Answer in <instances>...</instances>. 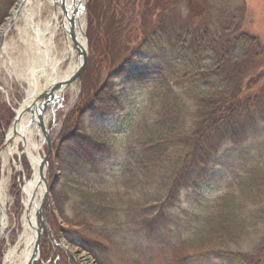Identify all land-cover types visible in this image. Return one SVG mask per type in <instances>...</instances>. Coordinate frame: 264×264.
<instances>
[{"label":"rangeland","instance_id":"374dc122","mask_svg":"<svg viewBox=\"0 0 264 264\" xmlns=\"http://www.w3.org/2000/svg\"><path fill=\"white\" fill-rule=\"evenodd\" d=\"M155 1L160 2V7L152 6ZM89 2L82 0L84 11L80 15L83 20L80 38L87 53L84 70L78 81L64 90L61 98L57 96L52 107H47L43 117L51 143L44 172L47 202L42 208V220L48 229L42 228L40 258L35 264H46L48 260L49 264H80L78 257L83 255L94 264H245L236 256L255 255L264 241V185L255 189L258 190L256 202H247L239 199L237 181L248 178L254 170L264 176V123L257 122L256 129L250 130L240 143L227 141L221 146L204 165L210 180L190 184L177 192L169 189L175 172L166 157L176 161L175 156L182 153L176 149L180 140L170 139L172 145L166 143L158 148L161 153L156 154L163 159L151 172L143 174L151 180L144 184L145 179L138 180L137 167L142 158L140 152L151 135L158 103L152 97L156 83L150 75H141L170 62L169 56L150 48L151 30L158 24L196 25L203 19L218 31L223 22L235 18L240 31L256 36L264 45V0H93L90 7L93 16L99 15L100 4L105 11L98 19L101 32L97 31L98 40L92 49ZM16 3L17 0L0 27ZM43 3L42 22L53 12L49 2ZM56 6L59 10V4ZM21 27V22L11 27L1 43L5 54L0 55V116L7 121L2 109L6 107L13 117L6 130V122L3 119L0 122L3 132L0 183L4 181L8 221L0 234V264H4L8 251L19 245L25 212L23 190L34 174L23 144L18 142L15 152L10 154L5 143L15 111L27 99V85L13 72L26 73L25 53L31 55L24 37L20 40ZM62 37L58 31L54 38L58 56L63 51ZM73 63L78 64L76 56ZM67 66L66 62L62 73ZM263 80L264 77L254 91ZM45 84L44 80L39 83L42 87ZM177 84H180L178 79L170 80L171 86ZM105 85L107 94L114 100L108 97L110 103L103 102L80 117L79 112L96 102L94 95ZM176 91L192 111L193 100L185 91L194 92L195 88L190 89L184 83ZM244 115L240 110L238 117L242 120ZM189 124L191 115L186 109L180 127L186 131ZM179 132L183 133V129ZM88 139L105 147L91 166L69 151L76 150V142L84 145ZM32 142L40 145L33 157L42 159L47 153V143L39 128H33ZM9 146L14 149L12 141ZM148 150L151 155V148ZM39 194L35 203L40 201ZM230 194L235 197L237 217L245 227L234 241H219L224 231L218 219L221 210L218 205L220 199ZM82 199L89 202V210L81 205ZM215 218L218 224L214 223ZM82 220L88 227L85 228ZM80 236L86 237L91 245L96 242L97 246L84 243Z\"/></svg>","mask_w":264,"mask_h":264},{"label":"trees","instance_id":"16d2710c","mask_svg":"<svg viewBox=\"0 0 264 264\" xmlns=\"http://www.w3.org/2000/svg\"><path fill=\"white\" fill-rule=\"evenodd\" d=\"M14 1L0 0V25ZM92 2L93 0H90L88 6L91 49L98 40L97 31L101 32L98 19L105 11L100 4L99 15L97 13L93 16L90 12ZM152 6L160 7V2H152ZM239 28L235 18H230L220 25L218 31L211 28L203 19L196 25L189 22L180 26L171 24L170 27L158 24L151 30L150 48L157 49L160 54L165 55L164 57L169 56L170 62L141 75H150L151 81L156 83L152 97L158 105L155 110L156 117L151 124L148 143L140 152L142 158L137 167L139 181L142 182L146 177L143 174L151 172L163 159L162 155L158 158L156 154L161 153L158 149L160 145L166 146V143L172 145V141L169 140L175 141L176 138L180 140L176 149L184 156L181 159L182 155H176V161L170 156L166 157V162L173 164V172H175L169 189L177 192L190 184L210 180L204 165L218 153L221 146L227 141L240 143L250 130L256 129L257 122L264 123V80L254 91L264 77V45L256 36L240 31ZM181 74L182 76H179ZM173 78L178 79L180 84L171 86L170 80ZM184 83H187L190 89L195 88L194 92L185 91V94L191 96L193 100L192 111L176 91ZM106 89L105 85L98 90L93 97L96 102L82 109L79 112L80 117L87 110L97 108L98 105L100 107L103 102L110 103L108 97L111 95L107 94ZM2 109L8 116L7 121L5 117L0 116V122L2 119L6 122L4 129L6 130L13 116L8 108ZM186 109L188 114L190 112L191 124L185 131L180 124ZM240 110L245 113L242 120L238 117ZM181 129L184 134L179 132ZM2 142L3 132L0 129V146ZM80 143V141L76 142V150L70 148L69 151L72 150L71 153H75V158L81 159L83 163L93 165L97 155L102 148H105L104 144L89 139L87 144L79 145ZM148 148H151V155ZM170 166L172 167L171 164ZM149 178L147 176L142 183L151 182ZM261 178L259 172L254 170L248 174V178L237 181L241 201L256 202L258 190L255 189L264 185V176ZM220 201L218 205L221 209L218 216L220 221L215 218L217 221L214 223L218 224L219 221L224 237L218 234L221 237L218 240L234 241L245 225L237 217L234 195H227ZM80 203L84 209L89 210L90 204L87 200L82 199ZM82 224L86 225L85 228L88 227L84 220ZM213 229L217 230L216 227ZM80 238L84 243L88 241L87 244L91 245L86 237L80 236ZM91 246H97V243L94 242ZM263 252L264 241L255 255L236 257L241 258L245 264H261L262 259L264 260Z\"/></svg>","mask_w":264,"mask_h":264},{"label":"bare ground","instance_id":"6f19581e","mask_svg":"<svg viewBox=\"0 0 264 264\" xmlns=\"http://www.w3.org/2000/svg\"><path fill=\"white\" fill-rule=\"evenodd\" d=\"M45 0H17L16 5L12 8V11L5 21V23L0 27V55L5 54L4 49H2L1 43L4 40L5 35H7L11 27H15L18 22L22 23V27L18 29V34L20 35V40H23L24 44L31 55L25 53V61L28 64V70L26 73L21 71H13L14 75L22 80L27 85L26 90V101L24 105H30L32 101L39 95V93L52 84L58 81L65 80L69 78L76 69V64L73 63V59L76 56L75 47L73 42L69 38V25L66 20L61 23L60 21V11L54 13L52 0H46L51 5L53 10L51 17L42 22L40 20V15L43 9V2ZM69 6L70 3H67ZM64 28V29H63ZM60 31L62 33L61 47L63 51L61 55L58 56V47L54 42L55 34ZM83 31V20L79 17L75 20V27L73 30L75 40L77 44L84 48L83 41L80 38ZM24 35V36H23ZM68 63V66L61 72V68L64 64ZM41 80L45 81L44 87L40 86ZM39 89V90H38ZM41 89V90H40ZM26 102V103H25ZM19 114V113H18ZM30 117L18 116L16 123L15 134L12 135L13 130L10 131L6 137L8 153L15 152L16 145L21 142L24 147V151L28 156L29 161L33 167V180L31 183L27 184L25 187L24 195V209L28 207V200L31 196L33 189L38 182V169L40 158H34L33 152L39 150L40 145H36L32 142V130L35 127H27ZM44 121L46 119L44 118ZM12 141L14 149H11L9 142ZM4 152L1 153V156ZM4 181L0 183V233L7 227V216L4 205ZM43 192V188L40 186V193ZM39 201L35 203L34 207H30L29 212V223L25 220V214L22 218L23 233L19 240V245L8 251L5 256L4 264H27L31 255L32 247L35 236V229L38 227L37 219L34 217L36 207ZM19 247H22L21 252L18 251ZM80 264H94L90 257L83 255L78 257Z\"/></svg>","mask_w":264,"mask_h":264},{"label":"water","instance_id":"95a60500","mask_svg":"<svg viewBox=\"0 0 264 264\" xmlns=\"http://www.w3.org/2000/svg\"><path fill=\"white\" fill-rule=\"evenodd\" d=\"M53 10L54 13L57 12V6L56 3L59 4V11H60V21L63 23L65 20L67 24L69 25V38L73 42V45L75 47L76 57L78 58V64H76L75 72L67 79L58 81L57 83L52 84L50 87L43 89L39 95L32 101L30 105H24V100L22 104L19 106L18 110L15 111V117L12 124V127L10 131L13 130L12 135L15 134V126L18 120V116H27L29 115L30 119L28 121L27 127H35L39 128L41 130L42 136L44 137L46 143H47V153L46 155L39 161V164L37 165L38 169V182L33 189L31 196L28 200V207L25 209V220L29 223V212L30 207L35 206V196L37 192L40 193V186L43 188V192L40 193V201L38 206L36 207L34 217L36 218L40 225V227H36L35 229V236H34V242L32 247V255L27 262V264H35L39 258H40V238L42 234V228L43 226H46V224L42 220V208L43 205L47 202V187L46 182L44 178V172H45V164L47 161V158L49 157L50 153V147L51 143L49 140L48 132L45 129L44 119L45 113L47 112V105H53L55 102L57 94L59 95V98H61L63 91L66 90L72 83L77 82L79 79V76L81 75L82 71L84 70V67L86 65V59H87V53L85 51V48L80 47L76 40L73 33L74 27H75V20H77L81 12H83V8L81 7L82 0H52ZM67 3H70L68 6ZM86 3V1H85ZM64 29V28H63ZM83 32V31H82ZM82 34V33H81ZM26 103V102H25ZM42 107V108H41ZM19 113V114H18ZM9 131V132H10ZM8 132V133H9ZM24 193V191H23ZM48 229V228H47ZM1 234V233H0Z\"/></svg>","mask_w":264,"mask_h":264},{"label":"flooded vegetation","instance_id":"af4514ba","mask_svg":"<svg viewBox=\"0 0 264 264\" xmlns=\"http://www.w3.org/2000/svg\"><path fill=\"white\" fill-rule=\"evenodd\" d=\"M53 246V245H52ZM53 248V247H52ZM50 262H49V260L46 262V264H49ZM55 264V263H54Z\"/></svg>","mask_w":264,"mask_h":264}]
</instances>
